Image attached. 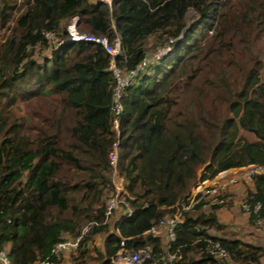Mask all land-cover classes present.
<instances>
[{"label": "trees", "instance_id": "1", "mask_svg": "<svg viewBox=\"0 0 264 264\" xmlns=\"http://www.w3.org/2000/svg\"><path fill=\"white\" fill-rule=\"evenodd\" d=\"M247 2L263 14L251 4L254 0ZM236 3L24 1L12 34L0 47V251L8 253L11 264L49 258L57 244L77 238L92 223L100 226L92 228L81 243L80 256L70 264H114L123 249L147 245L154 261L168 264L162 261L166 256L162 237L149 231L177 212L198 178L197 170L207 165L203 181L231 169L264 165V71L254 55L247 60L245 51L234 53L233 41L242 31L236 17L228 15ZM15 5L13 0H0L2 24L11 19ZM259 6L264 9V0ZM189 10L196 16L188 24ZM75 16L81 20L80 33L107 37L111 43L119 38L122 53L117 64L127 70L150 52L149 40L154 39L157 49L175 39L172 50L151 72L128 87L119 136L113 130L115 79L104 46L85 40L52 46L45 35L54 32L66 39L62 25ZM248 22L256 28L260 18L252 16ZM39 46L51 47V56L43 63L33 58V49ZM207 52L220 57L228 53L229 67L237 70L234 80L221 66L208 88L196 87L200 67L193 61ZM185 90L191 98L179 103ZM44 93L58 95L63 103L55 130L27 133L24 120L13 110L19 100ZM241 130L255 141L240 136ZM116 143L117 171L132 212L126 211L115 232H109L105 208L114 192L110 154ZM252 188L246 196L252 204L259 203L261 211L258 216L250 213L249 222H264V175L253 178ZM218 208L205 213L197 206L184 214L170 249L179 251L176 264H213L206 231L224 230L214 212ZM98 235L106 236L103 250L91 249ZM221 243L233 264H261L263 248L240 240Z\"/></svg>", "mask_w": 264, "mask_h": 264}, {"label": "built area", "instance_id": "2", "mask_svg": "<svg viewBox=\"0 0 264 264\" xmlns=\"http://www.w3.org/2000/svg\"><path fill=\"white\" fill-rule=\"evenodd\" d=\"M110 4L111 0H107ZM79 16H75L70 21L67 27L68 37L66 39H59L54 32H46V37L51 44H65L78 40L92 41L102 44L110 56L109 70L115 79L113 88L112 110L114 113L113 130L119 136L120 120L124 110L123 99L127 93L130 85L138 82L145 74L150 73L153 65L159 61L163 56L172 50V44L175 39L171 38L169 43L165 46L149 52L138 64L132 69H123L117 64V58L122 53L121 42L116 38L113 43L107 37H95L91 34H83L78 31ZM118 148L119 144L114 145V150L110 154V165L113 170V185L114 192L106 202L105 208V222L108 224L114 215L122 208L127 209V214H131V209L126 200V191L123 185V179L117 171L118 163ZM264 175V165H248L241 168H236L219 173L213 179L199 180L192 191H189L186 198L181 202L177 208V212L161 221L158 225L153 227L149 233L155 236L162 237L165 235L167 239V248L165 249L166 256L162 261L168 264H176L179 261V251L171 253L170 249L173 243L176 242V229L179 224L184 222V214L193 211L197 206L210 207H226L230 203L229 191L238 185H251L255 176ZM241 209L245 214L259 215L261 205L259 203L252 204L245 195L241 203ZM262 220L258 219L257 224H261ZM103 224V225H104ZM94 226H100L98 223H92L82 229L80 236L75 239L60 242L51 251L49 258L39 260L35 264H57L62 260L65 254L78 253L81 243L86 236L91 232ZM1 228V226H0ZM206 243L210 247V258L213 264H223L225 260L229 259V254L222 246V238L211 236L206 231ZM124 245V243H122ZM124 252V253H123ZM117 261L122 264H161L160 261L153 260L152 248L147 245L138 250L123 249L117 257ZM0 264H11L9 255L6 251H0Z\"/></svg>", "mask_w": 264, "mask_h": 264}, {"label": "rangeland", "instance_id": "3", "mask_svg": "<svg viewBox=\"0 0 264 264\" xmlns=\"http://www.w3.org/2000/svg\"><path fill=\"white\" fill-rule=\"evenodd\" d=\"M15 5L14 11H12V16L11 19L6 23L2 24L0 21V47L1 45L7 40V38L12 34V31L16 25L15 20L19 14H21L24 9V1L25 0H13ZM90 1H96V0H90ZM106 3L107 0H104ZM231 2H238L234 4L236 6L235 9H233L231 14L228 15V19L233 16L236 17V21L238 24L239 29L242 31L240 33L239 31V36L236 37V39L233 41L235 42L234 45V53L236 55H242L241 53H244L245 51V56L243 58L249 60L251 56H255V58L258 60V67L261 68V71H264V9L260 8L259 3L261 0H254L255 2H252V5H255L258 9H261V12L263 13L262 15L258 14V10L256 8H252L250 4L247 2V0H230ZM252 9H251V8ZM257 15V18H260V22L258 25L255 27V24H249L248 20L249 17ZM195 13L193 10H189L186 13V21L189 24L194 18H195ZM245 16V21L243 22L241 20V17ZM80 18H79V23H80ZM245 23H248L249 25H245ZM70 22L62 25V29H66ZM242 24V25H241ZM245 28L248 29V34L245 32ZM245 32V33H244ZM212 31L208 32L206 34V37L208 38L211 36ZM206 38V39H207ZM244 38V39H243ZM205 39V40H206ZM204 38L202 39V41ZM53 43V42H51ZM154 39L149 40L148 47L150 52H152L156 47H153ZM204 43V41H203ZM53 46V44H51ZM209 47V45H208ZM51 48V47H50ZM49 46L48 47H42L39 46L36 49H33V58L37 60L39 63H43L44 57H50L51 56V50ZM213 51V50H212ZM228 54V53H227ZM227 54H223L221 57L218 56L216 53H205L202 55L200 58L196 59L193 61L194 66L200 67L199 72L197 73V82H196V87L197 88H208V86L211 85L212 80H215L217 78V72L219 68L222 66L225 72H229L233 74V79L234 76H237V70L233 69V66L229 67L228 64V56ZM236 55L234 57H236ZM244 55V54H243ZM207 63V64H206ZM191 98L190 91L185 90L184 92H181V94L178 97L179 103L184 102L185 100H189ZM208 104V102H206ZM205 103V104H206ZM17 106L13 110V115H15L17 118L23 119V123L25 124V132L29 133H35L32 130L37 129L36 131L39 132L40 130H45V132H49V130H52L54 132L55 130V121H58L60 118V115L63 110V103L61 101V98L56 95V94H47L44 93L37 98L31 99L30 101H24V100H19L16 104ZM240 136L245 138L249 142L255 141V137L246 131H240L239 132ZM207 165L201 167L200 169L197 170V180L195 183L192 185L190 191L194 188V186L197 185V182L200 180V177L202 176V172L204 169H206ZM113 176V175H112ZM242 186L243 190L246 188V193L247 190L250 188V185H238ZM237 187V186H236ZM234 187V188H236ZM234 188H232L229 191V198H230V203L226 206L229 207L232 202L235 201L234 198ZM110 195V194H109ZM109 195L107 200L109 199ZM112 195H110L111 197ZM245 196L239 201V209H238V214L239 216L241 214H244V212L241 209V203L242 200L244 199ZM225 207V208H226ZM125 208V207H124ZM122 208L120 211H118L114 217L110 220L109 222V232H115V227L116 224L118 223L119 219L127 209ZM192 215V214H191ZM237 224V223H236ZM224 226V232L219 233L218 235L220 236H226L228 238H231V230L234 228L235 225L232 224H226L222 223ZM255 225V224H254ZM261 227V229L264 228V222L261 225H258ZM247 230H250V232H253L254 234H259L255 228L249 227ZM208 234L212 235H217V233L214 230H208ZM226 234V235H225ZM106 236L105 235H98L95 237V244H93L91 249L96 247L97 249L103 250V244L105 241ZM162 239L164 242H166L165 235H162ZM242 239V238H241ZM165 243H163V247L165 250ZM259 244V243H257ZM121 252V251H120ZM119 252V253H120ZM124 253V252H123ZM80 254H65L64 257L62 258V264H70L73 262V260H76ZM114 264H122L120 261H117L115 257L113 258ZM91 264H97L94 261H90Z\"/></svg>", "mask_w": 264, "mask_h": 264}, {"label": "crops", "instance_id": "4", "mask_svg": "<svg viewBox=\"0 0 264 264\" xmlns=\"http://www.w3.org/2000/svg\"><path fill=\"white\" fill-rule=\"evenodd\" d=\"M249 189L253 190L252 184L250 185ZM233 195H234L233 199H235V201L232 202V204H230L229 207L218 208L214 211L215 215L217 217V220L220 224L226 223V224L235 225L234 228L231 230L232 237L228 238L226 236H220V235H218L219 232L218 233L216 232L217 235L215 234L212 236H215L217 238H222V239L240 240L246 244H251V245H254L256 247H261L264 250V228L261 229V227L258 226V225H261L263 222H261V224L250 223L248 214L244 213V214H241L240 216L238 214L239 203H240L239 201L243 198V196L246 195V188H245V190H243L242 186H237L236 188H234V194ZM211 208L212 207H210V206H205L202 208V211L205 213H209V212H211ZM249 227L257 229L256 231L259 232V234H254L253 232H250V230H247V228H249ZM222 232H224V230ZM222 232H220V233H222ZM162 241H163V243H165L164 245H165V249H166L167 248V239H166V242H164L163 239H162ZM257 243H259V244H257ZM117 256H115V257H117ZM260 263L264 264V254L260 258ZM226 264H233V263L227 259Z\"/></svg>", "mask_w": 264, "mask_h": 264}, {"label": "clouds", "instance_id": "5", "mask_svg": "<svg viewBox=\"0 0 264 264\" xmlns=\"http://www.w3.org/2000/svg\"><path fill=\"white\" fill-rule=\"evenodd\" d=\"M113 175V174H112ZM122 178V177H121ZM123 179V178H122ZM112 180H113V176H112ZM123 185H124V180H123ZM125 189V188H124ZM126 191V190H125ZM110 222V221H109ZM109 224V223H108ZM76 254V253H75ZM114 260V259H113Z\"/></svg>", "mask_w": 264, "mask_h": 264}]
</instances>
